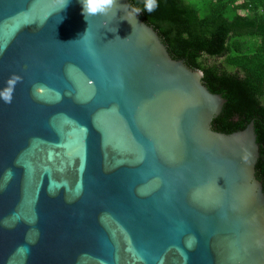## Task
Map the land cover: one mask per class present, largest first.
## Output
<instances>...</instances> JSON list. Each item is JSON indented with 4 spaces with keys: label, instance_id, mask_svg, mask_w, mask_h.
I'll list each match as a JSON object with an SVG mask.
<instances>
[{
    "label": "water",
    "instance_id": "1",
    "mask_svg": "<svg viewBox=\"0 0 264 264\" xmlns=\"http://www.w3.org/2000/svg\"><path fill=\"white\" fill-rule=\"evenodd\" d=\"M63 2L0 0V264H264L253 120L128 0Z\"/></svg>",
    "mask_w": 264,
    "mask_h": 264
},
{
    "label": "trees",
    "instance_id": "2",
    "mask_svg": "<svg viewBox=\"0 0 264 264\" xmlns=\"http://www.w3.org/2000/svg\"><path fill=\"white\" fill-rule=\"evenodd\" d=\"M152 27L173 59L202 72V83L226 102L212 129L231 133L253 120L259 157L255 176L264 192V0H159L152 13L145 0H128ZM225 57V66L202 57Z\"/></svg>",
    "mask_w": 264,
    "mask_h": 264
},
{
    "label": "clouds",
    "instance_id": "3",
    "mask_svg": "<svg viewBox=\"0 0 264 264\" xmlns=\"http://www.w3.org/2000/svg\"><path fill=\"white\" fill-rule=\"evenodd\" d=\"M68 2L69 0H64L61 9L65 8ZM114 2L115 0H80V3L82 5L81 14L83 15L85 21L88 22L89 18L92 16L107 15V13L112 9ZM158 7H159V0H145L143 11L150 14L154 12ZM138 13L139 11H136L135 15ZM61 19H63V17H61L60 20ZM87 34H88V28L86 29L85 33L81 38H83ZM6 102H10V98Z\"/></svg>",
    "mask_w": 264,
    "mask_h": 264
},
{
    "label": "rangeland",
    "instance_id": "4",
    "mask_svg": "<svg viewBox=\"0 0 264 264\" xmlns=\"http://www.w3.org/2000/svg\"><path fill=\"white\" fill-rule=\"evenodd\" d=\"M190 2H194L196 4H201L202 0H188ZM225 57L226 56H221V57H208V56H203L202 57V62L204 64H217V65H222L225 66Z\"/></svg>",
    "mask_w": 264,
    "mask_h": 264
}]
</instances>
